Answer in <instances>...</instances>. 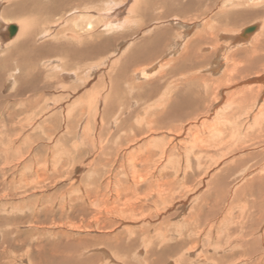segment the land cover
Masks as SVG:
<instances>
[{"label":"rangeland","instance_id":"374dc122","mask_svg":"<svg viewBox=\"0 0 264 264\" xmlns=\"http://www.w3.org/2000/svg\"><path fill=\"white\" fill-rule=\"evenodd\" d=\"M113 1H118L119 3L122 2V0H83L79 4L73 3L72 6H77L78 10L80 11L85 8L97 11L99 9L105 8L107 4ZM125 2H127V5L133 4L132 0H125ZM140 2H142V6L140 5L139 11H137V13L134 12V14L132 15H127L130 21L133 22H131L132 25L129 22L130 24L127 23L128 25L125 24L123 27H120L118 29L105 31L102 27L98 28L99 24L97 23L99 21L96 17H94V21L97 24V27H95L97 29L93 34H91V36L83 35L85 39H83L84 42L81 41L82 44H91V49L87 48V50H91L89 58L93 57V59H87L86 61L77 63L78 59L73 58L74 63H71L68 61L69 57L65 56L61 51H58V53L54 52L51 57H46L61 60L64 65H61V69L63 68V71L65 69L70 71L76 70V73H78L77 75L82 73L81 75H79L80 77L78 76V78H81V76H83V78L86 77V71L84 69H86L89 64L95 65L98 64L97 62H99V60L105 57L109 58L110 61H107V63L104 62L105 64L101 66L100 71L96 70V72L93 73L91 77L89 76L90 78L88 77L89 82L83 84L81 82L82 78L76 81L77 79L73 78L75 76L66 74L65 71L64 73L57 72L55 74H52V72L50 73L48 70L44 69L43 66L38 65L39 61L37 60H35V62L37 61V68L36 65H33L32 67H28V70H25L27 72L32 71L36 68L37 71L34 70V72L28 73H33L31 75V77L33 78L35 77L34 75L42 70L41 73L43 74H38L39 76L37 77L39 78L38 80H41V82L44 83V85H47H43V91L41 89V91L38 90L37 93V91H33V88L31 89L32 91L29 90V88L27 89L26 93V91L22 92L19 88H16L17 85L15 86V88H12L15 90H12L5 86L4 81L1 82L0 264H72V261H83L82 264H114V262L115 264L117 262V264H148V262H155V264H172L173 260H175V253H177V250L170 254L167 253L166 255L154 254V256L150 255L148 257L147 254H145L146 250L148 249L146 248V246L150 245L156 250V253H159V249H161V247H163L164 245H175L176 243H181L179 245H183L184 247L180 249L181 251L179 250V255L186 252L188 248L190 249L196 241L197 244H195V250H198V252H205L207 253L206 255L213 256L216 254L214 252V249L218 248L219 246L218 241L215 239L216 233L219 234L217 228H219L220 226L223 227L224 224L227 226L226 231H228V233H231L233 231L230 229L235 228L234 226H236V223L238 225L246 220L245 215L248 212H255L254 215H258L256 211H254L252 208H249L250 202L253 197H251L250 194L247 193L248 189H245L246 191L244 189H239L246 186L247 182L254 180L252 182L253 188L255 186L258 187V189H255V193H258L259 191L264 193V183L260 182L263 187L260 185L261 188H259V183L257 184L254 179L264 176L262 174V172L264 173V171L262 170V165H264V142L256 143L252 141V143H249L246 141L247 144L244 143L238 146V148L236 147L238 145L236 143L229 146L228 144L226 145V143L219 142L222 143V145L219 144V147H211L213 144L209 145V147H205V145H203L201 148L202 150L198 149L200 145H194L192 146L189 154V163L190 166L193 167V169L191 167L189 170H194V174L187 172V164L185 163V154H187L189 148L185 152L179 144L174 146V142H184L185 136L190 137L191 135H193L194 130H196L197 132V139L206 138V134H203L204 131L200 130V122H203L202 120L205 121V119H208L209 121H211L212 118L214 119V112H216L218 109L220 110V108L225 105L223 101L226 100L223 99L222 101H220V103L212 106L210 99L213 97V92L216 93V87L213 88V86H216V83H218V81L216 82V79L220 78L219 80H223L222 77L224 76V73L226 71L225 68L227 67H222L223 69L220 70L221 72L216 73L217 76H214L212 73H205L206 70L202 71V68H199V70L197 69L196 71L194 70L195 72H188L186 74H193L198 78H203L202 81H199L198 79L197 82H189V84H187L186 81V83H184V77L178 76L171 77L170 79L168 77L169 75H167L168 72H166L170 70L169 66H164L165 68L162 67L163 70L160 69L161 72L158 70L159 74L157 71L155 72L157 75L155 74L148 80H140V83L138 82V79H135V77L133 78L131 76L132 73H134L131 71V69H138V67L146 68L150 66L148 64L154 62L155 58L160 61H167L172 58H177L182 53V51H184V41L192 39L197 40L198 38L195 39L196 36L199 35L198 33L202 29H204V24L207 22L206 20H209V17H207L205 12L207 11V7H210L207 5L208 2L204 1L203 4H197V2L193 0L192 4L187 5L184 4L185 0H139L137 4H139ZM210 2V5L215 3L214 0H210ZM62 5L59 7L62 8ZM144 6L146 7V9ZM184 6H186L185 10L183 9ZM221 10H226L229 12V14L231 13V18H229V20L231 19V22H225L228 24L225 25L222 22L215 21L213 22V24L218 28H228L231 34H233L232 32H236V30H239L243 27L253 26L255 23L264 19V8L262 7L248 9L249 11H253L251 13L254 14H251V16L248 18L243 15V13H245L244 10H246V8L243 7L232 6L223 8ZM230 10H232V12ZM238 15L241 16V18H239ZM34 16L35 15H33L32 17L34 18ZM172 16H174V18ZM41 17L43 20L56 19L57 17H61V13L35 16L36 19L34 18V20H32L35 22V28L38 30L43 28L44 26V21L41 19ZM176 18H179L181 21L183 19L186 22H197L195 25H191L188 28L189 33L182 39V41L181 35L187 30V27L184 28V26H180V24L175 21ZM223 18L226 19L225 17ZM17 19L20 20V18ZM41 20L43 21V23ZM10 24V28H12V26L15 27V18L12 19ZM62 28L66 29L65 26H62ZM219 30L221 29L219 28ZM221 31L218 33V35L222 34ZM255 31V33L251 32L248 35L250 37L248 44L242 46L240 45L241 47L239 45H230V41H228L227 39L220 40V38L217 37L215 41L222 44L221 46L224 49L221 51H223V54L225 55H227V51H225L226 48L223 45L225 43L227 46H229V49L227 50H229L230 52L232 51L231 53L238 51L235 55L237 57L234 56L235 60L240 61L241 64H243L245 57L240 50L247 48L253 38L261 37L260 30L255 29ZM253 34L255 35V37L253 36ZM149 36L153 39H151ZM159 37V42L157 41L158 43H156V39ZM176 40L181 41L182 46L180 45V47L182 49L178 48V44L176 45ZM55 41L54 39L52 40V38H48L44 43L53 44L55 43ZM97 44L99 46L102 45V47L101 49H99V52L95 53V55L93 51L98 46L94 47L93 45ZM203 44L209 46L207 43ZM69 45L72 47L71 44ZM76 46L78 47L79 44L73 45V50L74 48H76ZM173 46L175 48H173ZM191 48L192 47L190 46L188 49H190L191 51ZM200 48L201 47L198 46L192 49V52L194 50V56L192 58V60L195 59L193 60L194 63H197L196 60H199L200 64H202L204 61V57L201 55L205 53L203 52L205 50H202ZM163 52L165 53L163 54ZM161 54L163 56H167V59L166 57H164L165 59H162L163 57L161 56ZM199 54L201 57L199 56ZM80 59L82 60V58ZM64 62H67L70 65H67ZM125 64H129L128 68L125 70V74L127 77L131 78V81L128 80L127 83L124 81V79H116V77L119 76L118 70H122L127 67V65ZM137 65L139 66L136 68L135 66ZM122 66L124 67L122 68ZM178 67H181V65ZM154 70H156V68H154ZM255 70L260 72V70L257 69L256 65L251 70H249L252 71L251 73L249 72L250 74L245 73L244 75H242L245 76L244 80H255L261 75H264V73H262L260 76L254 75ZM163 71L166 76L164 75L160 81H157V77L162 75ZM61 74H63V76ZM239 77H241V75H239ZM175 79L181 80V82L179 84H176V86H173L174 84H171ZM247 81L241 82V84H246ZM159 82L165 83L164 85L168 84V86H170L172 94L174 91V94L172 95L173 99L185 102L186 107L193 108L191 105L194 102L193 110L195 111L193 112H196L198 110H200L199 112H201L203 110V113L206 112L204 110L207 109V112L212 116H205L196 123H192L191 119L193 117L189 116V119L187 121L186 119H184L185 121L183 120L182 122L184 128L182 136L178 137L177 140H174V136L172 135L165 136L167 139H172L171 142L173 143L166 147L167 156L173 154L175 158L180 157V159L179 163L175 165V169H163V171L162 166L165 162H163V164L160 162L161 157H159V149L158 151L157 149H153L152 153L155 156L151 157L147 156V152L143 151L145 149L144 147H141L140 149L138 148V145L137 147H127L124 144H120L124 141L121 142L119 140L120 138L125 139L126 136H131V131L129 132V129L127 130V128H130V125H132L135 129L139 125V122H145L147 119H151L155 116L156 111L146 112L144 109L147 108L150 103H154V101L156 102L161 97L160 94H163V90H161V92L156 97H154L155 99H152L149 103H144L143 97L148 89H151L153 85ZM170 82L171 84H169ZM102 83L103 87L100 86ZM117 83H119V85ZM134 83L136 84L134 85ZM126 84H130L131 87H134L131 93L127 90L128 86ZM39 86H41V84ZM174 87H177V90H175L176 88ZM250 87L256 88L255 85H251ZM92 88H96L99 92H101V95H103V97L105 96V94H108L107 105H109L106 106V108L104 106L105 104L102 103L104 99L102 98V100L98 104L100 106L99 108H101L103 111L101 109H97V112H95V110L91 112L92 114L94 112L96 113L95 115H92V117H88L87 121L89 129L88 134L92 137V141L89 140L88 143H85L83 139L78 138L80 136L79 133L82 128L81 122L85 120L84 115L88 112V108L83 105H76V102L78 101V98L82 97V95L84 96L85 92L92 90ZM113 88H115V90H113ZM47 89L49 90L47 91ZM128 89H130V87H128ZM28 90L29 92L31 91V93H28ZM16 93L19 94V97L16 96L15 98L14 95H16ZM115 94H117L118 96ZM109 95L112 97H110ZM116 96L118 98H116ZM24 97L27 100L28 97H30L29 102L26 101V103L28 104L27 106L25 105ZM204 97H206L205 99L207 100H204ZM140 98H142V100ZM17 99H20V101ZM146 99L148 100V97H146ZM196 99L202 100L201 103H197L196 105ZM52 101L53 103L62 104V106L60 107H62L63 109H57L56 111L48 110V108L51 109L50 107L52 106ZM47 102L50 103L49 106L47 105ZM200 104L203 105L199 106ZM130 105H133L132 107L134 109H130ZM254 105L255 104H253V106ZM196 106L198 107V110ZM43 108L44 110H42ZM119 108L122 109L120 110ZM20 109L23 112H20ZM72 110H74L73 114ZM111 111L113 113H110ZM65 112L68 114H66ZM128 113L130 114V116ZM69 115H71L70 117L72 119L68 117ZM94 116H96V119H94ZM123 118H128L127 126H124L126 125V119L123 120V123L122 121L121 124L119 123L118 119ZM116 120L118 123L115 122L116 124L114 123V125H112ZM134 120H138L137 122L135 121L137 125L135 124ZM246 121H248V119L246 118L240 120V122L242 123H245ZM102 122L104 124H102ZM79 126L80 129H78ZM112 126L118 128H114L116 130L112 131L110 130ZM169 126H171V124H169ZM124 127L126 128L124 129ZM121 128L124 130L120 131ZM230 128H234L233 125H231ZM256 130V128L252 130V128L250 127L247 131L256 133ZM114 131H116L117 133L119 132L118 135ZM186 132L191 133L188 134ZM243 132H246V129ZM243 132L240 135L242 137H244ZM249 132H247L248 138L256 136V134L253 135ZM171 133L175 134V131ZM95 135L97 137H94ZM157 136L158 135H156V137ZM112 137L113 139H111ZM263 137L264 133H262V140L264 139ZM225 140L227 141L228 138L224 139V141ZM248 143L250 145H248ZM119 144L121 145V147ZM89 145H91V150ZM234 145L236 146L234 147ZM245 145H247L246 148H241ZM170 146L174 147L172 148ZM218 148L220 150H216ZM88 150L92 151L91 153H95L90 154ZM230 151L232 152L230 153ZM215 153H218V155L219 153L226 154V156H223V158H218ZM91 155L94 157H92ZM246 155H248V157ZM131 156L133 159L130 161L129 158H131ZM217 158L218 163L215 164L214 161ZM131 163L132 165H130ZM209 164L214 165L209 167L208 169L207 166H209ZM178 165H181L179 172L176 171V169L179 168ZM132 167L134 169L133 173H137L134 174V176L132 173ZM168 167L170 168V166ZM245 168L247 170H245ZM237 170H239V173L241 170H245L246 175L240 174V176H238L236 174V177L233 173L234 171L237 172ZM183 175L185 176L183 177ZM227 176L230 177L227 179ZM132 177L135 178V181H139V184L135 185L138 186L139 190H132L127 194V192L122 191V187H125V185L127 184L134 183L131 181ZM222 178H224L223 180L226 179V181H228L230 185L225 183V186L221 188V186H223L221 184L223 181ZM211 179L215 182H212ZM148 183L150 184V186ZM118 185L121 186V188H119L120 190L117 189ZM117 190L121 193H117ZM158 197L161 199H159ZM226 197L228 198L225 199ZM231 197H233L234 199L232 203H229ZM224 200L228 202L226 203ZM125 201H127V203L122 208V204ZM134 202L137 208L136 211L140 213V218L137 221L133 222L128 220V215H126L125 210L129 209L130 203ZM143 203H148V205L141 206ZM119 207H121L124 212L118 213V216H115V214H113L115 212L111 213L113 215H108L109 213L107 211L114 208L113 210L118 212V210L120 209ZM115 208H117V210ZM226 214L229 215L227 216L229 222H223V217H225ZM237 217L242 218V221L239 222L237 220ZM109 220L111 222L108 223ZM187 227L189 228V231L186 232L185 229ZM180 229L182 230L180 231ZM193 229L198 230L197 234L193 231ZM221 230H224V228H221ZM209 231H212V233H209V235H211L210 239L207 238ZM130 233L135 234L136 237V242H132L131 246H129L130 242L127 241L129 239L135 240V237H129ZM192 233L195 234V236ZM136 234H138L139 237L136 236ZM188 234H192L193 237H191V239L189 240H186L185 238H187ZM236 234V232L233 233L228 238L229 240H227L226 236L224 237L225 240L220 237L221 243L233 240ZM77 242L80 243V245L78 247L73 246ZM78 243L76 245H78ZM116 243L125 245L126 243H129L128 249H130V251L128 252L127 248H123V251L125 250L124 253L118 252L119 256H112L113 258L109 257V253L105 254L104 250H107L108 245L111 244L112 246ZM53 250H55L54 254L56 255L55 257H53L54 259H52L49 255ZM141 251L143 252V254H141ZM218 256H220V253L219 255H215V257ZM87 257L89 259H93L87 261ZM187 257L189 258L190 255L187 254ZM62 259H64L66 263ZM112 259H115L116 261H111Z\"/></svg>","mask_w":264,"mask_h":264},{"label":"bare ground","instance_id":"6f19581e","mask_svg":"<svg viewBox=\"0 0 264 264\" xmlns=\"http://www.w3.org/2000/svg\"><path fill=\"white\" fill-rule=\"evenodd\" d=\"M82 1L83 0H0V84H2L1 82L4 81L5 82V86H7L10 89L15 88V86L17 85L16 88H19L22 92L26 91V93H27V89L30 88L29 90H31L33 88V91L34 92L37 91V93H38V90L41 91V89L44 88L43 87L44 83H42L41 80H38L39 78L37 77V76L43 74V73H41L42 70L39 72V70H40L39 69L38 70L39 73L34 75L35 76L34 78L31 77V75L33 73L32 74H28L29 72H34V70H36V68L38 67L36 65L37 61H39V64L37 63L38 65L43 66L44 69L48 70L50 73L52 72V74H55L57 72L58 73L59 72H61V73L63 72L64 73V71H65L66 74L75 76L73 78L77 79L76 81H78V80H80L82 78L81 82L83 84H85V83L89 82L88 81L89 78L93 75V73L96 72V70L100 71L101 70L100 69L101 66H103L105 63H107V61H110L109 58L104 56L105 58L99 60V62H97L98 64H95V65L94 64H92V65L89 64V66L87 65L88 67L86 66L87 68L85 67L86 69H84L86 71V77L83 78V76H81V78H78V76L81 75L82 73L77 75L78 73H76V70L75 71H73V70L70 71V70L65 69L63 71L62 70L63 68L61 69V65H63V62L61 60H58L56 58H46V57H51L54 52L58 53V51H61L62 53H64L65 56L69 57L68 61L71 62V63H74L73 62V58L74 59H78L77 63H80L82 61H86L87 59L88 60L93 59V57L89 58L91 50H89V51L87 50V48L91 49V47H90L91 44L90 43H83V44L81 43V41L84 42L83 39H85L83 37V35L91 36V34H93L95 32V30L97 29L96 28L97 24H99L98 28L102 27V28H104L105 31L112 30V29H118L120 27H123L127 23L130 24L132 21H130V19L127 17V15H132V14H134V12L137 13V11H139V9H140L139 8L140 5L142 6V2L137 4L139 0H132L133 4H130V5L129 4L127 5V2H125V0H122L121 3H119L118 1H113V2H111L109 4H107L105 6V8L99 9L97 11L90 10L89 8H85V9L80 11V10H78L77 6H75V7L72 6L73 3L79 4ZM96 1H98V0H96ZM110 1H112V0H110ZM192 1L193 0H185L184 4H187V5L192 4ZM195 1L197 2V4H203L204 1H207L208 2L207 5L210 6V7H207V11H205L207 17H209V20H206L207 22L204 24L205 25L204 29H202L198 33L199 35L196 36L195 39H197V38L198 39L197 40H193L192 39V40L184 41L185 42V47L183 48L184 51H182V53L177 58H172V59L167 60V61H160L157 58H155L154 62H151L150 64H148L150 66H148L146 68H140V67H138L139 65H137L135 67L136 68L138 67V69H131V71L134 72V73H132V75L130 74L133 78L135 77V79H138V82H139L140 80H148L149 78H152V76H154L156 74L155 72H157L158 70L161 72V70H163V68H165L164 66H166V67L169 66L170 70L166 71V72H168L167 75H169L168 77L170 79H171V77H178V76L179 77H184L183 78L184 83L187 82V84H189V82L190 83H195V81L197 82L198 79H199V81H202L203 78H201V77L198 78V77H196L193 74H191V75L190 74H186L188 72H191V71L195 72L197 69L199 70V68H202V71L206 70L205 73H212L215 76L216 73L221 72L220 70H222L224 68V66L227 67V68H225V70H226L225 73L223 72L224 73V76L222 77L223 80H219L220 78H218V79L215 78L216 82L218 81V83H216V86H213V88L216 87V93L213 92V97L210 99L212 106L215 105V104L220 103V101H222L223 99L226 100V101H223L225 103V105L223 107H221V108L219 107L220 110L218 109L216 112H214L215 117H214V119L212 118L213 121L211 119H210L211 121H209L208 119H205V121L202 120L203 122H200V125H201V129L200 130L204 131L203 134L204 133L206 134V138L197 139L196 138V136H197L196 133L197 132H196V130H194L193 131L194 132L193 135H191L190 137L189 136H185L184 137V142H174V146L179 144L184 149L185 152L189 148V150L187 151V154H185V163L187 164V169H188L187 172H190L191 174L193 173L194 170L193 171L189 170L192 167V166H190V163H189V154H190V151L192 149V146H194V145H198V146L200 145L198 147V149L202 150L201 148H202L203 145H205V147L206 146L209 147V145L213 144L211 147H215V146L219 147V144L222 145V143H226V145L228 144L229 146L236 143L238 145L237 146L234 145V147L236 146L238 148V146L246 143V141L249 142V143H252V141H254L256 143H260V142L263 143L264 142V139L263 140L261 139L262 133H264V75H261L262 73H264V19L259 21V22H257V23H255L253 26H250V27L246 26V27H243V28H241L239 30H236V32H232L233 34H231V32H230V30L228 28L219 27L222 30L221 31V30H219V28L216 25L213 24V22H215V21L216 22H222L225 25H228L227 23L231 22V19L229 20V18H231V15H230L231 13L229 14V12L226 11L227 9L226 10H221L223 8L232 7V6L233 7L246 8V10H244L246 14L243 13V15H245L246 18H248V17L251 16V14H252L251 12H253V11H249L248 9L256 8V7L264 8V0H217V1L214 0V2H215V3H213L214 5L213 4L210 5L211 4L210 0H195ZM61 5H62V8L59 7ZM215 8H217V9H215ZM145 9H146V7H145ZM183 9L185 10L186 6H184ZM232 10H230V11L232 12ZM125 12H126V14H125ZM255 12H256V10H255ZM25 13H28V14H25ZM59 13H61V17H59V18L57 17L58 19L56 18V19H50V20H48V19L47 20H43L42 17H41V19L44 21V23H43V21L41 20L42 23L44 24L43 28H41L39 30L35 28V22L33 21L35 16H42V15H45V14L46 15L59 14ZM256 14H257V12H256ZM33 15H35L34 18L32 17ZM252 15H254V14H252ZM94 17H96L97 20L99 21L97 24L94 21L95 20ZM172 17L174 18V16H172ZM223 17H225L226 19H224ZM13 18H15L16 25L14 24L15 27L12 26V28H10L11 27L10 26L11 25L10 22L12 21ZM17 18H20V20H18ZM134 18H135V15H134ZM221 18H223V19H221ZM239 18H241V16H239ZM175 21H177L178 24H180V26H184V28L187 27L186 28L187 30L185 32H183L184 34L182 33V35H181V41L189 33L188 28L191 25H195L197 23L196 21L186 22L183 19L181 21L179 18H176ZM225 22H227V23H225ZM132 23H131V25H132ZM36 24H38V23H36ZM62 26H65L66 29H63ZM10 29H11V31H10ZM145 29H147V28H145ZM255 29L260 30L261 37L253 38V40L250 41L249 46L247 48H244L243 50H240L241 53H243L244 57H245L243 64H241L240 61H236L235 60V57H237L235 55H236V53L238 51L234 52V53H231L232 51L230 52L229 50H227V49H229V46H227L226 43H225V44H223L225 46V48H226L225 51H227V55H225V54H223V51H221V50L224 49L221 46L222 44H220L219 42L215 41L216 38L218 37V38H220V40L221 39H223V40L227 39L228 41H230V45L231 44L232 45H239V46L240 45L241 46L242 45H246V44H248V41L250 39V37L248 35L251 32L255 33L256 32ZM220 31L222 32V34L218 35V33ZM225 33H227V34H225ZM228 33H230V34H228ZM203 36H204V38H203ZM253 36L255 37L254 34H253ZM8 37H10V38H8ZM48 38H52V40L54 39V41L56 40L55 43H53V44L44 43L45 40H47ZM151 39H153V38H151ZM159 39H160V37L156 39V43L159 42ZM151 41H153V40H151ZM181 41L176 40V42H177L176 45L178 44L177 46L180 49H182L180 47V45L182 46ZM203 43H207L209 46H206ZM69 44H71L72 47ZM76 44H79V46L78 47L76 46V48H74V50H73V45H76ZM93 46L94 47L98 46L96 49H94V51H93L94 54L99 52V49H101V47H102V45L99 46L98 44L97 45H93ZM190 46L192 47L191 51H190V49H188ZM198 46L201 47L200 49L205 50V51H203L205 53H203V55H201V56L204 57L203 58L204 61H203L202 64H200L199 60H196L197 63H194L193 60H195V59L192 60V58L194 56V50L192 52V49H194V48H196ZM94 47H92V48H94ZM173 48H175V47L173 46ZM209 50H210V52H209ZM235 50H237V49H235ZM61 52H60V54H61ZM164 53L165 52H163V54ZM178 53H179V51H178ZM161 56L163 57L162 59H165L164 57H166V59H167V56H165V55L163 56L162 54H161ZM199 56H200V54H199ZM80 58H82V60ZM158 58H159V56H158ZM35 60H37V61L35 62ZM200 60H202V59H200ZM64 63L67 64V65H70L67 62H64ZM179 64L181 65V67H178V66H180ZM240 64H241V66H240ZM33 65H36V68L34 70L31 69L32 71H27L26 72L25 69H27L28 67H32ZM125 65H127L126 68H124L122 70H118L119 76H117L116 79L117 78H119L120 80L124 79V81L127 83L128 80L131 81V78L127 77L126 74H125V70L128 68L129 64H125ZM256 65H257V69L260 70L261 73L259 71L255 70V72H254L255 74L254 73L253 74L256 75V76H260V75L261 76L256 78L255 80L254 79H249V81L244 80L245 76H242V75H244L245 73L248 74L249 72L251 73L252 71H249V70H251ZM109 66H110V64H109ZM74 67H76V66H74ZM123 67L124 66H122V68ZM154 68H156V70H154ZM180 68H181V70H180ZM52 69H54V70H52ZM79 70H80V68H79ZM159 71H158V74H159ZM61 75L63 76V74H61ZM164 75L165 74H164V71H163L162 75L157 77V81H160L161 78ZM181 75H185V76H181ZM239 75H241V77H239ZM236 77H238V78H236ZM58 78H60V77H58ZM102 79H103V77H102ZM177 79H175L172 84H171V82L169 84H171V85L174 84L173 86H176V84H179L181 82V80H177ZM70 80H71V77H70ZM243 80L247 81L246 84H241V82H244ZM253 83H256V84H253ZM40 84H41V86H39ZM96 84H98V83H96ZM99 84H100V82H99ZM117 84L119 85V83H117ZM135 84L136 83H134V85ZM164 84L165 83L159 82V83L153 85V87L151 89H148L146 91V94L143 97L144 103H147V102L149 103L152 99H155L154 97H156L161 92V90H163V92H162L163 94H160L161 97L159 99L157 98L158 100L156 102L154 101V103H150L149 106H151V107L147 106V108L144 109L146 112H152V111L155 112L156 111L155 116L153 118H151V119H147L145 122L142 121L143 124H142V122L141 123L139 122L138 123L139 125L135 129H134V127L132 125H130V128H127V130L129 129V132L131 131V136H129V137L126 136L125 139H122V138L119 139L121 142L124 141V142H122L120 144H124L127 147H129V146H131V147L132 146H136L137 147V145L139 146L138 147L139 149L141 147H144L145 149L143 151L147 152V156H151V157L155 156L152 153L153 149L154 150L157 149V151L159 149L160 151H158V153L160 154L159 157H161L160 158V160H161L160 162L162 164H163V162H165L163 164V166H162L163 167L162 171H163V169H165V170L175 169V167H176L175 165L179 163V159H180V157L175 158L173 156V154H170V155L167 156V154H166L167 148L166 147H168V145H171L173 143L171 142L172 139H167L165 136L166 135H172V136H174V140H177V138L182 136V133L184 132V128H183V124H182L184 119H186V121H187L189 119V116L190 117L192 116L193 117L191 119L192 123L193 122L196 123L201 118L210 115L207 112V109L204 110L206 112L202 113L203 110L200 108L202 111L199 112L200 110H198L197 106L196 107H197L198 111L193 112V111H195V110H193L194 102L191 105L193 108H191V107H186L185 106L186 105L185 102H181V101H179L177 99H173L172 95L174 94V91H173V94H172L170 86H168V84H166V85H164ZM238 84H241V85H238ZM61 85H63V84H61ZM126 85L128 87H130V89H128V87L126 86L127 90L131 93L133 91L134 87L133 86L131 87L130 84H126ZM251 85H255L256 88H254V87L251 88L250 87ZM100 86L103 87V83ZM235 87H237V88H235ZM96 88H94V89L92 88V90L86 91L84 96L81 94L82 97L78 98V101L76 102V105H80V106L83 105L86 108H88L87 109L88 112L84 115L85 118L83 117L85 120L83 122H81L82 128H81V131L79 133L80 136L78 138V139H80V138L83 139V141L85 143H88L89 140L92 141V137L88 134V132H89L88 123H87L88 117H92V115L96 114L95 112H97V109H99V110L101 109V108H99L100 106H99L98 103L102 100V98H104L103 101H102V103L105 104L104 106L106 107V106L109 105V104L107 105L108 94H105V96L103 97V95H101V92H99ZM174 88H176L175 90H177V87H174ZM88 89H90V88H88ZM12 90H15V89H12ZM29 90H28V93H31L32 90L30 92H29ZM48 90L49 89H47V91ZM113 90H115V88H113ZM42 91H43V89H42ZM168 94H169V96H168ZM115 95H117V94H115ZM14 96H15V98H16V96L19 97V94L16 93V95H14ZM30 96H31V94H30ZM33 96H35V95H33ZM117 96H116V98H118ZM119 96H120V94H119ZM170 96H172V97H170ZM199 96H201V95H199ZM0 97H1V93H0ZM110 97H112V96H110ZM146 97H148V100L146 99ZM21 98H22V96H21ZM205 98L206 97H204V100H207ZM24 99H25L24 100L25 101V105L27 106L28 104L26 103V101L29 102L30 97H28V100L25 97H24ZM140 99L142 100V98H140ZM17 100L20 101V99H17ZM32 100H33V98H32ZM196 100H197L195 102L196 105H197V103H201V101H202V100H198V99H196ZM47 101H49V100H47ZM189 101H191V100H189ZM128 102H129V100H128ZM70 104H68V105H70ZM253 104H255V105L253 106ZM47 105L49 106L50 103L47 102ZM47 105H46V107H47ZM51 105H52L50 107L51 109L48 108V110L56 111L57 109L58 110H62L63 109L62 107H60V106H62V104L53 103V101H52ZM202 105L200 104L199 106H202ZM132 106L133 105H130V109L133 108ZM252 106H253V108H252ZM92 107L95 108V109H93ZM119 109L121 110L122 108H119ZM42 110H44V108ZM48 110H46V111H48ZM93 110H95V112L92 114L91 112ZM73 111L74 110H72V114H73ZM20 112H23V111L21 110ZM110 113H113V112L111 111ZM66 114H68V113H66ZM98 114H99V112H98ZM71 115H69L68 117H70ZM105 115H106V113H105ZM193 115H195V116H193ZM113 116H115V115H113ZM129 116H130V114H129ZM77 117H78V115H77ZM94 117H95L94 119H96V116H94ZM210 117H212V116L210 115ZM38 118H39V116H38ZM245 118L248 119V121H246L245 123L240 122L241 119H245ZM124 119H126V125H124V126H127L128 118L118 119L119 123L121 124V121L123 123ZM135 121L137 122L138 120H134V122ZM115 122H117V120L114 121L112 125H114ZM136 122H135V124H136ZM173 123H177V124H173ZM102 124H104V123L102 122ZM169 124H171V126H169ZM28 125H30V124H28ZM231 125H233L234 128H230ZM250 127L252 128V130L256 128L257 132L254 133V132L247 131L248 128H250ZM114 128L117 129L118 127L112 126V128L110 130H112V131L116 130ZM125 128L126 127H124V129ZM243 128H244V130L246 129V132H243L244 131ZM78 129H80V126H79ZM124 129L121 128V130L120 129L119 130L122 131ZM173 131H175V134L171 133ZM114 132H116V131H114ZM242 132H243V136L244 137L240 136L242 134ZM247 132H249V133H251L253 135L256 134V136L248 138V133ZM118 133H117V135H118ZM186 133L190 134L191 132L190 133L186 132ZM156 135H158V136L156 137ZM94 137H97V136L95 135ZM226 138H228V140L224 141V139H226ZM76 139H77V137H76ZM111 139H113V137ZM219 142H222V143H219ZM93 143H95V142H93ZM249 143H248V145H250ZM256 143H255V145H256ZM253 144H252V146H253ZM75 145H77V144H75ZM89 146H90V150H91V145H89ZM93 146H94V144H93ZM174 146H170V147L173 148ZM116 147H117V145H116ZM120 147H121V145H120ZM211 147H210V149H211ZM246 147H247V145H245V146H243L241 148H246ZM93 148H96V147H93ZM172 148H170V149H172ZM216 150H220V149L218 148ZM91 152L92 151H89L90 154H94L95 153V152L94 153H91ZM231 152L232 151H230V153ZM215 155H217L218 158H223V156L224 157L226 156V154H220V153H219V155H218V153L217 154L215 153ZM246 156L248 157V155H246ZM92 157H94V156H92ZM171 157H172V162H171ZM209 157H212V156H209ZM218 158L215 159V161H214L215 164L218 163V161H217ZM255 158H257V157H255ZM129 159L131 161L133 159L132 156ZM249 159H251V158H249ZM174 160H176L178 162H176ZM212 160H213V158H212ZM219 161H220V159H219ZM234 162H236V161H234ZM132 163L130 165H132ZM172 165H174V166H172ZM213 165L209 164V166H207L208 169H209V167H211ZM232 165H233V163H232ZM168 166H170V168ZM178 166H179V168L176 169L177 172H179V170L181 168V165H178ZM182 166H183V164H182ZM240 166H242V165H240ZM244 166H246V165H244ZM262 166H263L262 170L264 171V165H262ZM192 169H193V167H192ZM133 170L134 169L132 167V173H133ZM245 170H247V169L245 168ZM245 170H243V171L241 170L240 173H239V170H237V172L234 171L233 174H235V176H236V174L238 176H240V174H242V175L245 174ZM258 170H259V168H258ZM159 171H161V170H159ZM226 173H229V172H226ZM134 174H137V173H133V176H134ZM262 174L264 175L263 172H262ZM184 176L185 175H183V177ZM219 176H220V174H219ZM219 176H217V177H219ZM186 177H188V176H186ZM229 177L230 176H227V179ZM223 179L224 178H222V180ZM254 179H255L257 184L259 183L258 184L259 188H261L260 185H261V183H264V176L259 177V178H254ZM131 181L134 182L135 184L134 183L127 184V185H125V187H122V191L127 192V194L130 193V191H132V190H135V191L139 190L138 186H135L136 184H139V181L138 182L135 181V178H133V177L131 178ZM253 181L254 180H251V181L247 182V185L242 187V188H240L239 190H243V189L247 190L248 189L247 193L250 194L251 197H253V199L250 202V207L249 208H252L254 211H256L259 216L256 215V216H258V217H256L254 215L255 212L254 213L248 212L246 215L244 214L246 220L244 222H242L241 224H238V225L236 223L235 224L236 226H234L235 228H233V229L231 228L230 229V230L233 231L231 233H228V231H226L227 230V226L224 225V224H223V227L220 226L219 228H217V231H218L219 234L216 233V238L215 239L218 241L219 246H218V248L214 249L215 250L214 252L216 254H218V255L220 253V256L215 257L216 254L213 255V256H209V255H206L207 253H205V252H201V251L198 252V250H195L196 249V245L195 244H197L196 241H195V243L193 244V246L190 249L188 248L187 251L185 250L186 252L181 253L179 255H178V253H180V251H181L180 249H182L184 246L183 245H179L181 243H176V242H175L176 243L175 245H173V244L172 245L171 244L170 245H164L163 247H161V249H159L160 250L159 253H156V250L154 248H152L150 245H148V246H146V248H148V249L146 250L145 254H147L148 257L150 255L154 256V254L166 255L167 253L170 254V253L174 252L175 250H177V253H175L176 254L175 260H173L172 264H192V263L193 264H264V193H262L261 191H259L258 193H255V189H258V187L255 186L253 188V183H252ZM149 182H151V181H149ZM212 182H215V181L212 180ZM211 183H210V185H211ZM225 183L229 184L228 181H226V179H225L221 183L223 185V186H221V188H223L225 186ZM210 185H209V187H210ZM149 186H150V184H149ZM119 188H121L120 185H118L117 189L120 190ZM209 189H211V188H209ZM118 190L116 191L117 193L120 192ZM236 193H237V191H236ZM165 197H167V196H165ZM234 197H237V196H234ZM158 198H157V200H158ZM227 198L228 197H226L225 199H227ZM121 199H122V197H121ZM159 199H161V198H159ZM233 199L234 198L231 197V200L229 199L230 200L229 203H232ZM126 203H127V201L123 202L122 208L124 207V205ZM182 204H184V203H182ZM143 205L146 206V205H148V203H143L141 206H143ZM119 208L120 209L118 210V212L113 210L114 209L113 208V209H110L109 211H107L109 213V214L108 213L107 214L109 216L113 215V214H115V216H118V213L124 212V210H122L121 207H119ZM115 209L117 210V208H115ZM111 210H113V211H111ZM136 210H137V208H136L135 202L134 203H130L129 209L125 210V213H126V215H128V217L127 216H125V217H127L129 221H133V222L137 221L140 218L139 217L140 213L138 211H136ZM112 212H115V213L111 214ZM227 216H229V215L226 214L225 217H223V222H225V221L229 222V219H227ZM239 217H237V220L240 222V221H242V218H239ZM109 222H111V221L109 220L108 223ZM231 222H233V221H231ZM233 223H235V222H233ZM221 228L222 229L224 228V230H221ZM188 229L189 228L187 227L185 229V231L186 232L189 231ZM181 230L182 229H180V231ZM193 231L196 232V234H197L198 230H194L193 229ZM210 232L212 233V231H209L208 235H207V238H209V239H210V236H211V235H209ZM223 232H224V234H223ZM235 232L237 234H236V236L234 237L233 240L225 241V243L224 242L221 243L220 237H222L224 239V237L226 236L227 240H229L228 238ZM191 235L188 234L187 238H185V239L189 240V239H191V237H193V235L195 236V234H193L192 236ZM136 236H138V234H136ZM129 237H135V234L130 233ZM181 240H178V241H181ZM127 242H130V244L129 243L128 244H129V246H131L132 242H136V237H135V240L134 239H131V240L129 239ZM228 242H230V243H228ZM77 243H75V245H73V244L72 245L78 247L80 245V243H78V245H76ZM128 244L126 243V245H125V244H117L116 243V244L112 245L114 247H112L111 244H110V245H108L107 250H104V253L105 254L109 253V257L119 256L118 252H123L124 253L125 250L123 251V248H127L128 252L130 251V249H128L129 248ZM14 245H16V244H14ZM207 245H209V244H207ZM20 248H22V247H20ZM54 252H55V250H53L52 253L49 254L52 259H54L53 257L56 256L54 254ZM125 253H127V252H125ZM141 254H143V252ZM187 254L190 255L189 258L187 257ZM91 259H93V258H91ZM91 259H89L87 257V261L88 260L90 261ZM62 260L65 261L64 259H62ZM113 260H115V259H112L111 261H113ZM65 263H66V261H65ZM73 263L74 264H78V263L82 264L83 261H74V262L72 261V264ZM88 264H90V263H88ZM114 264H115V262H114ZM148 264H155V262H148ZM168 264H171V263H168Z\"/></svg>","mask_w":264,"mask_h":264}]
</instances>
